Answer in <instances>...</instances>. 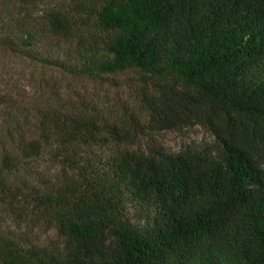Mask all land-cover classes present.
I'll list each match as a JSON object with an SVG mask.
<instances>
[{"label": "trees", "instance_id": "trees-1", "mask_svg": "<svg viewBox=\"0 0 264 264\" xmlns=\"http://www.w3.org/2000/svg\"><path fill=\"white\" fill-rule=\"evenodd\" d=\"M0 264H264V0H0Z\"/></svg>", "mask_w": 264, "mask_h": 264}, {"label": "rangeland", "instance_id": "rangeland-1", "mask_svg": "<svg viewBox=\"0 0 264 264\" xmlns=\"http://www.w3.org/2000/svg\"><path fill=\"white\" fill-rule=\"evenodd\" d=\"M7 69L12 70L13 72H16L20 76H29L30 74L37 75L40 74L39 71H36L32 66H29L27 64H22L20 60L10 59L7 63ZM55 77L58 76V74H54ZM61 76V75H60ZM58 76V78H60ZM62 78V77H61ZM65 80L64 87H68L69 91H72L73 93L75 90H83L86 97H93L96 96L98 98V101L101 104L105 103V105L113 106L111 102H109V92L112 96L113 100L117 101V98H119V93L116 92L115 89H112L110 87V84L105 85V83L100 84H94V83H88L85 82L86 87L83 88L82 84H80L78 81L72 80V78H62ZM122 80L125 79V77H121ZM23 86L27 88V90L31 91L30 88H28L27 83H24ZM97 91L101 92L98 93ZM101 94L102 97L99 96ZM118 96V97H117ZM120 100V99H119ZM112 101V100H111ZM116 106L119 107L117 102H115ZM114 104V108H115ZM103 106V105H101ZM160 141L161 143L171 152L177 153L181 150L183 146H186L188 144L197 143L200 144L202 142H212L211 138L205 133V131L201 128H196L193 131L189 132L187 136H181L180 134L174 133V132H165L160 135ZM54 235L51 234V238H53Z\"/></svg>", "mask_w": 264, "mask_h": 264}]
</instances>
